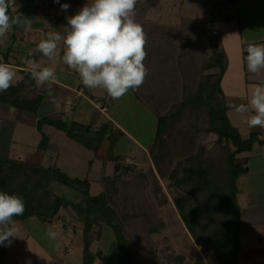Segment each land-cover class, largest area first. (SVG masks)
<instances>
[{
    "label": "rangeland",
    "instance_id": "obj_1",
    "mask_svg": "<svg viewBox=\"0 0 264 264\" xmlns=\"http://www.w3.org/2000/svg\"><path fill=\"white\" fill-rule=\"evenodd\" d=\"M33 1V8L46 16L47 21H51L52 30L61 35L69 30L67 17L77 14L89 2ZM222 1L155 0L153 4L150 0H137L135 19L146 34L144 64L148 74L140 87L129 89L120 99L110 97L107 103L108 94L103 98L102 105L108 107V114L113 119L111 124L122 131V135L110 137V153L118 154V160L128 165L124 169L120 166L114 174L113 164L108 163L110 169L104 171L102 183L96 177V182L90 184V192L96 195L105 191L109 180L114 179L117 183L111 190V199L114 198L116 203L111 201V204L118 210L129 239L133 264H208L205 255L212 251L204 249L207 245L205 247L203 243H195L200 246L197 250L176 207L175 201L185 195L186 188L176 185L172 173L178 170L179 174L191 157L200 154L209 159L222 155L216 162H210L218 168L221 166L219 159L235 147L225 141L219 142L217 134L209 132L211 115L202 104L188 105L163 133L164 141L155 144V154L164 159L161 160L163 177L148 150L142 146L146 147L153 138L159 115L172 113L196 92L206 77L218 73L217 68H208L213 55L212 45L217 44L219 49L225 46L232 52L229 59L231 69L223 78L225 97L217 96L219 101L224 100L225 106L247 104L254 87L264 83V69L259 74L246 71V57V70L240 65L243 48L246 50L250 42L264 44V0H237L227 8L221 7ZM64 3L70 5L66 12L60 10V4ZM212 13L216 18L214 26L209 21ZM205 23L206 29L202 30ZM235 27L237 34L232 33ZM229 118L232 123L240 125L243 138H249L255 130H259L264 138V131L249 128L235 111L229 113ZM89 125L94 129L92 123ZM62 132L66 134L64 130ZM128 150L131 156L127 160L124 154ZM239 155L238 163L246 165L248 172L237 180L239 191L236 197L228 196L226 202L234 207L236 204L239 212L240 238L245 244L241 254L261 255L264 251H260L257 243L262 245L264 242V142H257L251 151ZM22 162L33 164L29 158ZM21 165V161H12L11 158L9 162L0 160L2 170L17 173ZM50 189L54 195L65 197L69 202H82L80 192L57 182H52ZM203 212L198 220L200 235L203 231L209 232L213 223L216 224L215 218L210 214L205 216L207 212ZM229 219L231 223L236 221L232 213ZM83 225L81 215H77L72 207L61 209L52 221L37 216L16 221L17 237L12 238L6 264H16L19 251L38 264H84ZM151 226L156 231L151 232ZM49 232L56 233L55 239L49 237ZM91 234L94 243L90 251L96 264H123L115 233L109 226L98 220ZM258 234L263 237L258 238ZM25 236H30V240H24Z\"/></svg>",
    "mask_w": 264,
    "mask_h": 264
},
{
    "label": "trees",
    "instance_id": "obj_2",
    "mask_svg": "<svg viewBox=\"0 0 264 264\" xmlns=\"http://www.w3.org/2000/svg\"><path fill=\"white\" fill-rule=\"evenodd\" d=\"M151 1L154 4L155 0ZM236 3L237 0H223L221 7L227 8ZM209 19L213 24L212 26H214L216 18L213 13ZM204 29H206V23L202 30ZM212 47L213 55L208 68H217L218 73L208 75L209 77H206L199 84L196 92L181 102L172 113L157 117L155 134L146 145V148L153 158L158 172L163 177L161 160L163 161L164 159L158 157L159 154H155V144L164 141L162 139L163 133L176 121L177 117L188 105L197 106L202 104L208 108L211 115L209 132L217 134L219 142L231 143L235 149H229L227 154L225 153V157L219 159L221 166L218 168L210 162H216L217 158L222 155L215 156L212 159L206 157V159L203 154H200L199 156L191 157L184 167L181 168L179 174L178 170L173 171L172 174L176 177V185L186 188L185 195L175 201V203L184 225L195 243H203L205 247L207 245V248L204 249L214 252L220 264H237L241 250L239 212L236 209V204L234 207L227 203L226 199L228 196L236 197L239 191L237 180L248 172L246 165L238 163L237 156L251 151L257 142L262 143L264 139L260 138L259 130L251 132L249 138H243L239 128L232 124L228 116L230 108L225 106L224 100L223 102L218 100L217 96L225 97L221 81L228 68L229 60L223 48L219 49L220 47L217 44L212 45ZM9 89L12 90L11 87ZM38 101H28V104L35 108ZM46 125H53L64 130L70 138L95 153L103 142L104 137L102 134L96 133L90 125L74 121L67 123L60 114H56L43 117L38 121V129L42 133V139L39 143V148L41 149L49 146V136L43 131ZM110 158L117 162L115 166L117 172L120 165L118 162L119 158L111 155ZM21 163L23 166L21 165L22 168L17 173L12 172L10 169H0V191L17 194L23 198L25 203L24 214L14 217L15 221H22L33 216L52 221L57 217L61 209L72 207L77 212V215H81L84 224L81 229L84 238V264L94 263V256L90 251L94 243L91 232L93 225L98 220L104 222L115 233L121 262L123 264L134 263L131 245L119 219L118 210L111 204V201L114 204L116 203L114 198L111 199V190L114 188V184H117L114 179L107 180V189L105 191L93 195L90 192V183L87 179L82 180L70 177L56 166L45 167L35 163ZM52 182H57L80 192L83 197L82 202L74 204L65 197L54 195L50 189ZM204 210L207 212L205 216L210 214L217 222L215 221L216 224L213 223V227L210 228L209 232L203 231L200 235L197 231L200 226L198 220L202 213H205L203 212ZM230 213L235 216L236 221L234 223H231L229 219ZM150 228L151 232L156 231L155 227L151 226ZM5 248L6 246L0 245V264L3 261Z\"/></svg>",
    "mask_w": 264,
    "mask_h": 264
},
{
    "label": "crops",
    "instance_id": "obj_3",
    "mask_svg": "<svg viewBox=\"0 0 264 264\" xmlns=\"http://www.w3.org/2000/svg\"><path fill=\"white\" fill-rule=\"evenodd\" d=\"M33 2V0H15V5H12L9 9V15L18 18L20 22L15 24L12 30L7 33L3 42H0V63L10 65L16 72L11 86L12 90L9 89L0 93V160L9 162L11 158L12 161L17 160L18 162L19 160L22 162V160L29 158L32 163L45 167L56 166L70 177L87 179L90 184L96 182V177L101 182L105 177L103 175L104 171L108 172L110 169L108 163L113 164V173H116L115 166L117 162L109 156L118 157V154L116 155L114 152L110 154V137L113 135L118 137L122 135V131L117 129L116 125L111 124L113 119L108 114V107L102 105L103 98L107 95L106 91L101 88H86L82 84L79 74L63 63L61 41L58 42V49L53 60H49L38 51L35 55L29 56L30 50L35 49L37 44L45 39L49 32H54L51 21H47L46 16L41 15L40 11L37 12L36 7L33 8ZM232 33H239L236 27L232 30ZM223 49L229 60L232 52H229L225 46H223ZM243 54V58L240 59L242 69L245 63L244 57L247 55L244 48ZM26 60H35L41 67H53L58 77L56 82L51 85L37 86L27 69ZM230 69L231 61H229L225 74ZM223 78L221 81L222 89H224ZM32 100L38 101L35 108L28 104V101ZM106 101L109 103L110 96L106 98ZM97 104L102 106L99 107ZM105 106L107 107L106 111L104 110ZM231 111L233 110H228V116ZM56 114H60L67 123L73 121L84 125L92 123L93 130L96 133L99 131L98 134H102L104 137L99 150L95 153L53 125L44 126L43 131L49 136V146L40 150L39 143L42 139V133L38 129V121L43 117ZM232 124L240 129V125ZM260 138L264 139L262 135ZM142 148L147 150L144 146ZM130 156L128 150L124 157L128 159ZM238 156L240 157V155ZM118 162L121 163L119 160ZM127 165L123 161L119 167L121 166L124 169ZM259 236L262 235L258 234V238ZM10 239L12 240V238ZM24 240L29 241L30 236H25ZM240 240L241 250L237 264H264V253L261 254L263 256L250 252L248 254L250 256L241 254L245 244L242 237ZM33 242L35 243V241ZM257 245L260 247V251H264V242L262 245L261 243H257ZM10 246L5 248L2 264H6L7 252ZM22 254L20 251L17 252L18 259L14 263L28 264L30 261V264H38L32 258ZM205 259L208 264H218L213 252H207ZM93 264H96V261Z\"/></svg>",
    "mask_w": 264,
    "mask_h": 264
},
{
    "label": "clouds",
    "instance_id": "obj_4",
    "mask_svg": "<svg viewBox=\"0 0 264 264\" xmlns=\"http://www.w3.org/2000/svg\"><path fill=\"white\" fill-rule=\"evenodd\" d=\"M54 2L60 3V0ZM136 4L137 0H89L77 14L67 17L66 34L49 32L29 51V56L38 51L53 60L58 42L62 41V61L79 74L82 84L88 89L101 88L112 99H120L129 89L140 87L148 74L144 64L146 34L135 19ZM12 5L15 0H0V42L20 22L9 15ZM69 7L67 3L60 4L61 11L66 12ZM246 51L247 71L259 74L264 69V44L250 42ZM25 64L37 86L56 82L58 77L53 67H41L35 60H26ZM15 76L10 65L0 63V93L12 86ZM228 107L238 113L249 128L264 131V84L254 87L247 104H229ZM24 212L22 197L0 191V245L10 246V238L17 237L14 217ZM48 235L51 239L56 237L55 232ZM193 245L200 250L194 240Z\"/></svg>",
    "mask_w": 264,
    "mask_h": 264
},
{
    "label": "built area",
    "instance_id": "obj_5",
    "mask_svg": "<svg viewBox=\"0 0 264 264\" xmlns=\"http://www.w3.org/2000/svg\"><path fill=\"white\" fill-rule=\"evenodd\" d=\"M128 160V159H127Z\"/></svg>",
    "mask_w": 264,
    "mask_h": 264
}]
</instances>
